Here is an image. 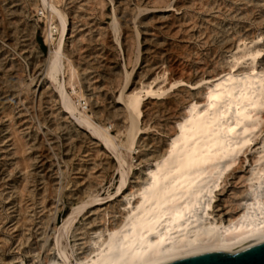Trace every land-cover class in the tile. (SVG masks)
I'll return each mask as SVG.
<instances>
[{
    "label": "rangeland",
    "instance_id": "374dc122",
    "mask_svg": "<svg viewBox=\"0 0 264 264\" xmlns=\"http://www.w3.org/2000/svg\"><path fill=\"white\" fill-rule=\"evenodd\" d=\"M51 2L67 19L74 68L58 80L47 73L61 26ZM231 71L264 73V0H0V264H83L124 195L137 198L190 104L204 110L215 79ZM149 88L133 141L120 98ZM259 116L215 206L232 203L235 177L264 200ZM86 120L107 128L117 150Z\"/></svg>",
    "mask_w": 264,
    "mask_h": 264
},
{
    "label": "bare ground",
    "instance_id": "6f19581e",
    "mask_svg": "<svg viewBox=\"0 0 264 264\" xmlns=\"http://www.w3.org/2000/svg\"><path fill=\"white\" fill-rule=\"evenodd\" d=\"M51 10L58 14L61 26L47 73L58 80L59 73H72L74 68L64 53L69 37L67 19L52 2ZM52 29L56 31V26ZM130 79L129 75L125 89ZM125 89L120 99L131 121L130 137L135 141L141 133L138 125L142 106L155 92L150 88L134 90L125 99ZM61 91L66 109L73 114L77 108L65 83ZM207 97L204 110L199 109L204 104H190L166 153L141 177L137 198L132 200L135 193L124 195V207L115 211L119 215L113 212L111 227H105L107 237L95 246L92 256L83 258V264H164L180 257L229 252L264 241V200L256 192L237 189L238 177L231 182L232 203H213L223 190V177L230 178L241 168L238 156L250 142L256 119L264 110V73H224L215 79ZM86 124L96 139L117 150L107 128L87 120ZM93 234V238L99 237L96 231Z\"/></svg>",
    "mask_w": 264,
    "mask_h": 264
},
{
    "label": "water",
    "instance_id": "95a60500",
    "mask_svg": "<svg viewBox=\"0 0 264 264\" xmlns=\"http://www.w3.org/2000/svg\"><path fill=\"white\" fill-rule=\"evenodd\" d=\"M164 264H264V241L229 252H206L180 257Z\"/></svg>",
    "mask_w": 264,
    "mask_h": 264
}]
</instances>
